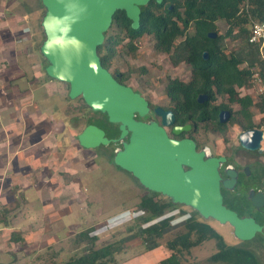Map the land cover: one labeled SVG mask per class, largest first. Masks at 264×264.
Here are the masks:
<instances>
[{
  "label": "rangeland",
  "instance_id": "1",
  "mask_svg": "<svg viewBox=\"0 0 264 264\" xmlns=\"http://www.w3.org/2000/svg\"><path fill=\"white\" fill-rule=\"evenodd\" d=\"M24 1L29 4L31 13V21H25L23 24L28 31L26 34L22 33V28L19 26L20 34H11V38L20 41L23 39L20 48L24 47L23 43L27 46V49L24 47V57L26 58V53H29L30 59H24L22 67L28 68V74L32 78L34 64L41 61L45 66L43 59L36 53L37 46L44 39L40 23L45 8L41 6L40 0ZM15 3L17 8L15 11L19 10V13L22 12L29 18L26 13L27 8L19 5L18 9L19 2L16 0ZM1 23L0 20V38L2 33H7L6 30L11 32L14 26L12 20L10 29L1 27L3 26ZM218 24L220 32L224 33L227 28L226 23L219 21ZM114 32L115 28L111 27L107 35ZM226 41L228 50L240 43L239 38L235 40L229 37ZM135 46L136 54L132 55L127 47L119 45L112 58L110 71L118 73L129 71L130 78L127 85L147 97L153 105H166L168 103L164 91L166 78L177 76L186 80L190 76L191 66L185 63L174 66L167 53L157 52L154 49V39L151 34L139 38ZM11 48L12 46L7 45L6 42L3 44L0 39L2 58L7 57V51ZM7 69L6 65V69L0 74V87L2 94L5 90L8 98L5 102H0V105H8L9 111L4 114L6 118H3L0 112V122L21 123V112H27L25 119L31 120L29 123L33 125L21 127L14 136H19L24 130L25 134L39 141L47 131L46 134L52 145H49L50 149L44 150L38 148L40 144H37L33 147L34 150L31 148L29 153L27 152L26 156L17 155L9 159L0 156V211L4 212L6 209L10 217V227H0V264H46L51 260L48 251L53 249L60 250L55 257L56 262H60L84 251L85 245H72L70 242L71 237L80 231L91 228L93 234L98 236L97 246H101L129 235L138 225L144 224L141 221L143 215L137 210V206L146 190L130 172L112 162L118 145L100 146L91 150L79 144L77 136L82 127L87 121L99 118V114L89 110L84 118L76 119L75 116L81 112L78 110L80 97L70 98V101L74 100L70 112L67 99L61 96L68 93L69 87L67 83L61 81H53L51 87L54 89L50 85L47 88L37 85L33 87L36 89L35 93L24 99L22 98L25 95L19 93L10 95V88L7 89L6 85L14 84L17 79L9 78ZM58 89L59 94L56 92ZM238 91L240 95L244 94L243 91ZM21 100L30 101L31 106L27 105L22 111H17L18 105L16 107L12 102L18 103ZM38 109L40 113L45 111L46 115L37 113ZM253 110L258 120L259 112L255 107ZM35 115L40 119L39 123L42 125L47 123L45 131L39 123L34 125L37 123L34 120L37 119ZM49 117L51 120L56 119L51 122ZM51 123H55L56 127L50 128L48 125ZM201 138L206 140L204 142L212 151L224 150L219 146L220 144H217L220 142L215 141L214 135ZM55 140L56 147L53 145ZM28 146L29 142L22 143V154L26 153L25 148ZM12 150L14 151V148ZM179 208L184 209L187 214L192 212V208L185 205ZM166 215H173L174 218L170 228L165 232L164 240L183 229L187 216L180 215L179 209L170 210ZM208 221L224 234L229 243L250 248L264 264V232H259L250 240L241 241L235 237L230 224H222L214 219ZM131 229L133 230L130 231ZM12 233H16L19 238H12ZM214 251V241H207L193 248L191 253L186 255V259L193 264H208V257ZM166 255L167 251L163 246L155 250H147L140 237H133L126 243V248L117 255V259L119 264H159Z\"/></svg>",
  "mask_w": 264,
  "mask_h": 264
},
{
  "label": "trees",
  "instance_id": "2",
  "mask_svg": "<svg viewBox=\"0 0 264 264\" xmlns=\"http://www.w3.org/2000/svg\"><path fill=\"white\" fill-rule=\"evenodd\" d=\"M263 20L264 0H162L160 3L151 0L141 7L138 28L131 26L132 21L125 10L116 11L110 26L115 28V32L110 35L106 32L104 42L98 47V54L102 65L110 71L112 58L119 45L127 47V50L135 55L137 40L151 34L154 49L167 53L174 66L181 63L191 66L188 81L168 78L165 84L166 95L174 101L177 115H185L198 124L203 122V127L209 129L211 125L208 118L216 119L219 108L216 110V105L207 107L206 104L198 102V95L206 93L212 97L222 98L218 105L220 108L235 105L232 121L239 123L243 129L262 126L264 96L255 101L248 94L240 95L238 89L252 86V77L257 69L264 75V61L258 45L249 42L252 22ZM219 21H224L227 25L224 33L220 32ZM212 32L216 33L215 37L210 36ZM229 37L235 40L239 38L240 41L230 50L226 41ZM40 45L36 50L45 62V66H41L42 72L47 81H55L46 74L48 62L39 53ZM204 52H208V58L204 57ZM110 72L123 84L130 78L129 71L122 73L121 76ZM67 85L69 87L68 83ZM56 92L59 94V89ZM61 96L67 99L69 107L73 104L74 100L70 101L68 93ZM79 100L81 101L78 110L81 112L75 116L76 119L84 118L85 113L92 110L82 97ZM253 107L259 112V122H256ZM233 108L231 106V109ZM96 112L101 116L100 122H96L107 131L108 137L118 136L120 129L109 121L108 115ZM88 124H91V121H87L82 130ZM107 124L114 128L107 129ZM220 125L218 123V126ZM219 131L225 133L223 129ZM144 190L146 193L137 206V210L143 215L141 221L144 224L138 225L135 231L131 229L129 235L101 246H97L98 236L93 234L91 228L80 231L71 237L70 242L72 245L86 246L81 254L56 262L55 257L60 250L53 249L48 251L51 260L46 264H119L117 255L126 248V243L133 237H140L147 250H155L160 246L165 248L167 255L159 264H193L186 259V255H189L193 248L211 240L215 243V251L208 257V264H263L250 248L229 243L224 234L196 210L192 209V212L187 214L184 209L179 208L184 206L183 204H175L161 193L145 188ZM175 209H179L180 215H187L183 229L164 240L165 232L170 228L174 218L173 215L166 213ZM8 213L6 209L4 212L0 211V227H10ZM12 238L18 239L19 236L12 233Z\"/></svg>",
  "mask_w": 264,
  "mask_h": 264
},
{
  "label": "water",
  "instance_id": "3",
  "mask_svg": "<svg viewBox=\"0 0 264 264\" xmlns=\"http://www.w3.org/2000/svg\"><path fill=\"white\" fill-rule=\"evenodd\" d=\"M41 1L45 8L41 20L45 38L39 53L48 62L46 74L68 83L71 99L82 97L92 110L106 113L110 122L119 124V138H109L104 129L88 124L77 136L79 144L94 149L120 141L122 147L116 150L114 163L130 172L145 189L196 210L206 220L229 223L239 240H250L261 231L262 226L253 218H241L223 203L219 166L225 157L208 156L206 150H197L192 139L171 138L165 128L175 120L171 110L161 106L155 109L162 117L161 124L137 119V115L145 117L149 113L148 100L131 86L120 83L102 65L98 47L104 42L116 11L125 10L131 26L138 28L141 7L151 0ZM210 36L215 37L216 33ZM204 57L208 58V52H204ZM205 98L200 95L199 101ZM229 115L228 111L221 112V121ZM189 128L190 124L175 126L173 131L180 134ZM260 135V130L246 131L240 140L244 147L255 148L251 136L257 141ZM229 174L235 177L236 173ZM223 185L232 184L225 180Z\"/></svg>",
  "mask_w": 264,
  "mask_h": 264
},
{
  "label": "flooded vegetation",
  "instance_id": "4",
  "mask_svg": "<svg viewBox=\"0 0 264 264\" xmlns=\"http://www.w3.org/2000/svg\"><path fill=\"white\" fill-rule=\"evenodd\" d=\"M17 1L19 2L17 4L18 9H19V5L25 6L27 8L28 11L26 13L28 14L29 18H27L25 16L26 17L25 21L30 22L31 21V16H30L31 13H30L29 4L26 3L24 0L23 1L17 0ZM15 2H16V0H0V20L2 22L1 24L3 25L1 27L6 28V29H10L9 25L11 23V20L13 21V17L16 14L14 11V9L16 8ZM40 3H41V6H43L41 0H40ZM18 12H19V10H17V13ZM26 29L23 31V33H25V34L28 31V29L27 30ZM41 29H42V32H43V35L45 38V34H44L42 26H41ZM6 31H7L6 34H3V33L1 34L0 39H1L3 44L6 42L7 45L8 44L10 45L9 42H11V41L13 42V40L11 38L12 35H11V32H9V30H6ZM25 36H23V37H25ZM10 50L8 49V51H7L8 56H9V52L11 53ZM36 53H37V51H36ZM2 54H3V52H1L0 57H3ZM113 74L121 76L122 73L113 72ZM190 76H191V72H190ZM190 76L186 80L181 79V78L180 79L183 81H188L190 79ZM168 78L175 79V78H179V77L168 76L165 80V84H166ZM126 84H127V82H126ZM165 84H164V91H165V87H166ZM165 94H166V91H165ZM200 95H204V96H206V98L203 101H199ZM166 97L168 100V103L166 105H161V104L160 105H158V104L153 105L148 100V98L145 97L149 102L150 111L145 117H140L137 115L136 118L139 120H143V121L154 120V121H157L159 124H161L162 123V117L160 115L156 114L155 109L158 106H161L165 110H171L174 113L175 120H174L172 125L165 127L168 135L171 138L176 139V140L192 139L196 143L197 150H199V151L203 150V149L206 150L208 153V156H215V157L223 156V157H225V161L222 162L219 166V172L221 175V192H222V196H223V203L226 205V207L235 211L239 217H241V218L251 217L259 225L262 226V230L258 231L254 237H256L259 232H264V199L263 200L261 199V196L264 198V125L253 126V127L247 128V129H243L239 123L232 121V116L236 110V107H234V105H231L232 107H234L233 109H231V106L227 107V108H220V106L218 107V105H220V102L222 101L221 97H219V96H213L212 97L206 93H200L197 97V100L200 104H206L207 107H211L212 105H216L217 106L216 110L219 108L218 112H217V115H218L217 118L213 119V120H211V118H208L209 124L211 126L209 129H205L203 127V122H201L202 124H198L194 119L187 118V117H185V115L184 116L182 114L177 115L175 110H174V108H175L174 101L170 100V98L167 95H166ZM223 111H228L230 113V115L226 121L222 122L221 121V112H223ZM98 117L99 118H96L95 120H91V124H96L99 127H101L100 123H97V122H100V120H99L101 118L100 114L98 115ZM256 122H259V121L257 120ZM218 123H220L221 125L218 126ZM114 124H116V126L119 128V124H117V123H114ZM187 124H190L189 129L183 130L180 134L174 133L173 128L175 126H184ZM106 127H107V129L114 128L110 124H107ZM220 129H223L225 131V133L220 132L219 131ZM251 130H260L261 135L257 141L253 139V138L256 139L257 135H254V137L251 136V141L253 140V143H251V144L252 145L256 144L255 148H246L241 143L240 135L243 132L251 131ZM105 132H106V136H108L106 130H105ZM119 135H120V133L118 134V136H115L113 138H119ZM208 135H214V137L216 138L215 141L220 142L217 144H220L219 146H222L224 150L212 151L211 147L209 145H207L206 142H204L206 140L201 138L204 136L208 137ZM125 139L128 140V136ZM115 144L118 145L117 149L122 147V144L120 141L112 142L108 145H101V146L107 147L109 145L112 146ZM116 150H115V152H116ZM185 169H188V167H185ZM229 171L235 172L236 173L235 177L233 175H230ZM225 180H228L229 183H231L232 185H229V186L223 185V181H225ZM227 224H229V223H227ZM233 233H234V228H233Z\"/></svg>",
  "mask_w": 264,
  "mask_h": 264
},
{
  "label": "crops",
  "instance_id": "5",
  "mask_svg": "<svg viewBox=\"0 0 264 264\" xmlns=\"http://www.w3.org/2000/svg\"><path fill=\"white\" fill-rule=\"evenodd\" d=\"M17 9V8H15ZM14 9V11H15ZM15 15L13 17V27H12V31H11V34L12 35H15L16 33L19 35L20 34V29L19 26H21V32L23 33V31L26 29V27H23V24L25 22V15L24 13H17V11H15ZM23 40H19V39H14L13 42L11 41L10 42V46H12L11 48V54L6 58H2L0 57V74L3 72V69H6V65H7V74L10 77H12L13 79H17L16 82L11 83L13 85H9L7 84L6 85V88H10V95L11 94H14V93H19L20 95H25L22 99H24L26 96L29 97V95H32L35 93L36 89H33V87L37 86V85H43L47 88L48 85H50V87L52 86L53 84V81H47L45 79V74L44 72H41L42 70V63L41 61H38L36 64L33 65L34 67V70H32V78L31 76L28 74V68H23L22 67V63L25 62L24 59H30L29 58V53H26L27 54V57L25 58L24 54H25V49L24 47H26L25 43H23V46L24 47H21L20 48V43L22 42ZM10 53V52H9ZM32 61V60H31ZM29 62V61H28ZM2 64H4V66H2ZM11 73V74H10ZM44 75V76H43ZM21 81V82H20ZM27 83H26V82ZM0 82H1V78H0ZM49 88V87H48ZM52 88V87H51ZM50 88V90H51ZM54 89V88H52ZM12 90V91H11ZM7 93L3 92L2 94V90H1V87H0V102H5L6 98H8V96H6ZM9 95V94H8ZM58 95V94H57ZM20 99V98H19ZM17 99V100H19ZM16 104H15V103ZM12 102V104L14 106L18 105V110H23L27 105H30V101H25V100H21V101H18V103L16 101ZM31 106V105H30ZM9 111L8 109V105H0V112H2L3 114V118H6V116H4V114L6 115L7 112ZM23 112V111H22ZM21 112V123H18V124H13V123H8V122H0V156L2 155V157H5L7 159H9L10 157H15V156H26L28 153H29V150H31V148L35 147L37 144H40L38 145V148L40 149H44V150H47V149H50V144L52 145V141H50L48 135L46 134L47 131H45V126L47 123H44L42 125V123H39V120L36 116V118L38 119H34L35 121H37L36 124H34L35 126L39 123L42 127H43V130L45 131L43 133V136H41V139L39 141L35 140L32 136H29L27 134H25L26 132L21 131V134L19 135V133H17V135L19 136H14L15 135V132L17 130H20L21 127H30L32 126L33 124L32 123H29L31 120H26L25 119V114H27V112L25 113H22ZM37 113H40V109H38L36 111ZM16 113V112H15ZM46 115V112L44 111L43 113H40V115ZM15 115V114H14ZM54 115V113H53ZM13 116V115H11ZM23 116V117H22ZM39 116V115H38ZM41 117V116H40ZM47 117V116H46ZM51 122L53 120V122L55 121L56 118H53L51 120V118L49 117L48 118ZM25 121V122H24ZM49 121V122H50ZM28 122V123H27ZM50 128H55L56 127V124H49L48 125ZM17 138V139H15ZM48 139V140H47ZM29 142V146L26 149V153L24 152V154H22V143H27ZM50 142V143H49ZM56 140L54 141L53 145L56 147L57 144H56ZM13 143H16L15 146H13L14 144ZM12 148H14V151L12 150ZM35 148H33L34 150ZM28 150V151H27ZM28 152V153H27ZM11 155V156H10Z\"/></svg>",
  "mask_w": 264,
  "mask_h": 264
},
{
  "label": "built area",
  "instance_id": "6",
  "mask_svg": "<svg viewBox=\"0 0 264 264\" xmlns=\"http://www.w3.org/2000/svg\"><path fill=\"white\" fill-rule=\"evenodd\" d=\"M249 42L258 45L260 56L264 61V20L252 22ZM238 90L243 91V95L252 96L255 101L259 100L261 96H264V75L257 69L252 77V86Z\"/></svg>",
  "mask_w": 264,
  "mask_h": 264
}]
</instances>
